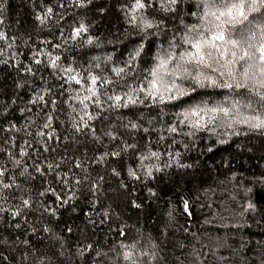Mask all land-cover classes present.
<instances>
[{
  "label": "trees",
  "instance_id": "16d2710c",
  "mask_svg": "<svg viewBox=\"0 0 264 264\" xmlns=\"http://www.w3.org/2000/svg\"><path fill=\"white\" fill-rule=\"evenodd\" d=\"M236 2L0 0V264H264V3Z\"/></svg>",
  "mask_w": 264,
  "mask_h": 264
},
{
  "label": "snow or ice",
  "instance_id": "6c2138e0",
  "mask_svg": "<svg viewBox=\"0 0 264 264\" xmlns=\"http://www.w3.org/2000/svg\"><path fill=\"white\" fill-rule=\"evenodd\" d=\"M245 3H249L250 4V10H256L254 7H252V5H255L257 3H264V0H238V2L236 3H232L231 7L228 8L227 11L220 13V16H225V17H229V23L236 21L237 17H242L244 19H247L245 12H244V5ZM137 7H143L142 4H140L138 2ZM235 11V15H233V12ZM212 15H216L215 13H212ZM220 16H216V19L219 20ZM242 22V21H240ZM217 27H220L219 25H217ZM77 34H79V31L77 32ZM225 40V36L223 34V31L220 32V34L215 35L213 37H211V40L206 42L209 43L211 45L215 44V41H224ZM235 43V42H233ZM197 51L199 52L201 45L197 44L196 45ZM262 52V56L261 59H264V49H261ZM248 56V53L245 52L243 56L240 57V59H244V57ZM231 85H229L230 87ZM255 127H264V120H257V122L253 125Z\"/></svg>",
  "mask_w": 264,
  "mask_h": 264
}]
</instances>
